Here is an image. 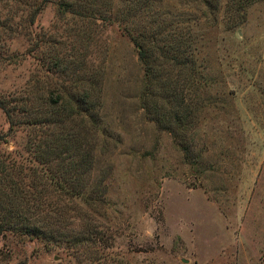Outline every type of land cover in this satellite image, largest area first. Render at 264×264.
Masks as SVG:
<instances>
[{
	"label": "rangeland",
	"instance_id": "374dc122",
	"mask_svg": "<svg viewBox=\"0 0 264 264\" xmlns=\"http://www.w3.org/2000/svg\"><path fill=\"white\" fill-rule=\"evenodd\" d=\"M32 1L0 0V20L26 27ZM93 1L98 12L85 16L79 3H42L8 43L16 58L0 63V98L21 123L9 126L0 109V153L34 167L33 128L17 107L73 109L70 94L89 89L93 100L95 89L91 180L105 186V202L60 196L57 238L2 232L0 264H264V0L157 3L181 23L194 59L184 79L194 105L187 159L142 109L143 68L116 14L124 0ZM75 235L85 240L66 241Z\"/></svg>",
	"mask_w": 264,
	"mask_h": 264
},
{
	"label": "trees",
	"instance_id": "16d2710c",
	"mask_svg": "<svg viewBox=\"0 0 264 264\" xmlns=\"http://www.w3.org/2000/svg\"><path fill=\"white\" fill-rule=\"evenodd\" d=\"M49 1L33 0L28 4L30 9L25 17H19L26 27L32 25L41 4ZM123 2L116 14L123 33L137 48V58L143 68L142 109L160 130L171 135L187 159L189 145L183 136L189 128L194 106L186 98L188 80H184L187 75L191 76L194 66L190 39L178 29L181 23L173 20L172 12L157 6L160 0ZM73 3H79L81 16L91 13L89 11L98 12L91 6L96 4L93 0H59L57 5L73 8ZM9 22L7 18L0 20V63L16 58L7 54L8 43L14 35H23L26 28ZM93 90V100H90L89 89L70 94L68 100L73 109L68 103L54 101L35 106L34 102L28 103L29 100L17 107V113L26 119L22 123L33 128L26 151L31 154L35 166L22 168L8 153H0V234L9 232L54 241L58 236L54 226L60 215L57 202L60 196L85 207L104 204L105 186L101 181L91 180L94 169L92 132L98 130L99 123L96 114L99 93ZM0 109L8 118L9 126L21 123L11 117L13 110L2 98ZM72 116L80 119L76 126L66 129L65 124H73ZM70 238L66 241L72 244L85 240L80 235Z\"/></svg>",
	"mask_w": 264,
	"mask_h": 264
}]
</instances>
